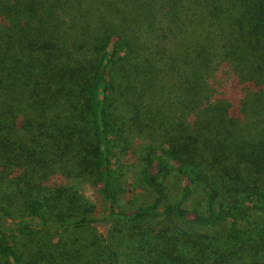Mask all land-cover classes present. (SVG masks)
Segmentation results:
<instances>
[{
	"label": "trees",
	"instance_id": "16d2710c",
	"mask_svg": "<svg viewBox=\"0 0 264 264\" xmlns=\"http://www.w3.org/2000/svg\"><path fill=\"white\" fill-rule=\"evenodd\" d=\"M92 246L84 264H264V0H0V264Z\"/></svg>",
	"mask_w": 264,
	"mask_h": 264
},
{
	"label": "rangeland",
	"instance_id": "374dc122",
	"mask_svg": "<svg viewBox=\"0 0 264 264\" xmlns=\"http://www.w3.org/2000/svg\"><path fill=\"white\" fill-rule=\"evenodd\" d=\"M125 157L123 160V164H120V168H118V182L121 187H124V189H131L134 190L133 194H127L125 196V201L129 206L137 205L146 199H148V195H146V189H144V185L137 181L138 173H139V167L137 166L135 160H133L132 157L128 158ZM166 183L169 186V193L171 196V199H178L181 195V183L179 182L176 175L172 174L166 181ZM70 185L74 186L78 191L84 195V197H87L89 200H91L93 203H96L98 205V210L96 216L99 219H102L105 215V209L106 204L102 202L100 199H97L92 194V190L90 189V186L87 185L84 182L81 181H70ZM205 199L202 198V194L200 190H196L192 197L188 200L187 205L194 207L196 210H199L200 212L205 211ZM110 224L108 223H99L96 225L95 229L97 231H91V232H83L81 234L73 233V234H64L63 235V244L60 248L69 247L71 250L73 249V252L75 254V250L78 247H81L82 249L90 244L91 241L98 240L99 235L105 236L108 229L110 228ZM35 229V227L33 228ZM22 238V239H21ZM20 240L22 243H31L33 245L36 244V241L39 239L38 234L34 232H31V235L21 237ZM142 245L146 248L145 251L148 250L149 246L151 245L149 242L144 241ZM95 247L92 246L91 251L87 254L82 256V259L78 260L76 264H84L83 258L87 257L88 261H91L94 259L95 254ZM130 260L135 261L136 254L135 251H131L130 253ZM89 264V263H88ZM122 264H129L128 259L124 260Z\"/></svg>",
	"mask_w": 264,
	"mask_h": 264
}]
</instances>
